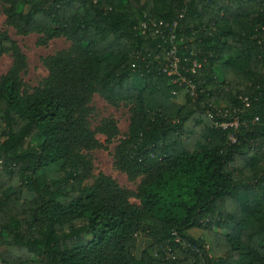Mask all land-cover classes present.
I'll return each mask as SVG.
<instances>
[{"label":"trees","instance_id":"1","mask_svg":"<svg viewBox=\"0 0 264 264\" xmlns=\"http://www.w3.org/2000/svg\"><path fill=\"white\" fill-rule=\"evenodd\" d=\"M185 2L0 0L19 36L71 43L27 91L26 57L0 33L13 57L0 79V264H264V0ZM142 22L178 26L143 34ZM171 35L184 66L201 64L183 104L162 73ZM95 95L130 108L114 160L136 193L93 177L97 136L120 135L111 119L92 128ZM142 237L157 259L137 257Z\"/></svg>","mask_w":264,"mask_h":264},{"label":"rangeland","instance_id":"2","mask_svg":"<svg viewBox=\"0 0 264 264\" xmlns=\"http://www.w3.org/2000/svg\"><path fill=\"white\" fill-rule=\"evenodd\" d=\"M0 33L6 34L10 39L15 41L26 57L27 69L22 75V79L25 85V90L27 91H32L39 87L48 77L49 70L46 60L62 51L68 50L71 46V43L64 38L50 41L47 45H41L39 44V36L37 34L19 36L15 29L7 24V18L2 13L1 7ZM12 65L13 57L11 54H4L0 57V79L7 74ZM186 97L187 93L183 90L176 96V102L183 104L185 103ZM90 106L94 110L90 118V123L94 130L98 128L103 121L111 119L117 123L120 131V135L113 140H107V138L101 134L97 136L102 144V148L90 152L93 164V177L95 178L100 174H104L114 179L121 187L136 193L140 184V179L135 182L130 181L125 173H122L117 169L114 160L116 147L119 145L120 141L129 134L132 116L130 108L125 104H122L119 107H114L108 104L100 95H95L93 97ZM131 202L136 205L140 204L135 198H132ZM196 234L200 236L203 232L197 231ZM203 237L208 241L207 235H204ZM150 245L151 241L142 237L139 240L137 257L141 258L142 253L148 251L153 258L157 259L158 255L150 250Z\"/></svg>","mask_w":264,"mask_h":264},{"label":"built area","instance_id":"3","mask_svg":"<svg viewBox=\"0 0 264 264\" xmlns=\"http://www.w3.org/2000/svg\"><path fill=\"white\" fill-rule=\"evenodd\" d=\"M192 0H186L185 3H189ZM183 18V15L180 16V19ZM178 26V22H175L172 26L170 25H163V24H157V23H147L142 22L140 24V29L143 34H145L148 30H157L159 31L162 27L165 28H171V31L173 28H176ZM166 56H167V64L162 69V73L167 75L168 77H171L173 79V84L179 85L180 87H183V90L186 91L187 95H190L193 99L196 98V87L194 84L191 83L190 79L185 75L187 73L195 74L198 69L201 68V64L194 62L192 68H188L187 66L183 65L182 58L179 56V49L177 44L175 43V36H170V45L166 47ZM179 94V93H178ZM177 93H174V95H178ZM232 126L238 127V124L235 123ZM224 128H227V126H224ZM233 141L235 139L233 138ZM205 264V263H201Z\"/></svg>","mask_w":264,"mask_h":264}]
</instances>
